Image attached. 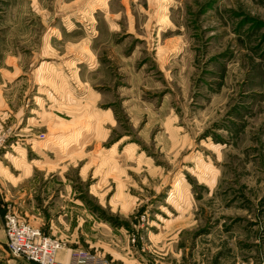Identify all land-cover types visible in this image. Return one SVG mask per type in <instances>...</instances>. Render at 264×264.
<instances>
[{"label":"rangeland","instance_id":"374dc122","mask_svg":"<svg viewBox=\"0 0 264 264\" xmlns=\"http://www.w3.org/2000/svg\"><path fill=\"white\" fill-rule=\"evenodd\" d=\"M0 138L62 251L264 264V0H0Z\"/></svg>","mask_w":264,"mask_h":264},{"label":"built area","instance_id":"2783aa9c","mask_svg":"<svg viewBox=\"0 0 264 264\" xmlns=\"http://www.w3.org/2000/svg\"><path fill=\"white\" fill-rule=\"evenodd\" d=\"M2 139L0 138V147ZM5 236L4 248L8 255L28 264H64L58 259L63 244L57 239L43 234L39 229L21 220L13 211L3 218ZM69 264H108L98 254L74 249L69 252Z\"/></svg>","mask_w":264,"mask_h":264},{"label":"crops","instance_id":"0c3cea01","mask_svg":"<svg viewBox=\"0 0 264 264\" xmlns=\"http://www.w3.org/2000/svg\"><path fill=\"white\" fill-rule=\"evenodd\" d=\"M7 173L4 171V169H0V244L3 245L4 248V244H5V236H4V232H3V221H2V213H3V208H4V203H8L9 202V197H13V192H14V183H12L13 181H10L11 179H9V176L7 177ZM13 190V192H12ZM21 220L25 221L26 223H28L29 225L39 229L43 234L48 235L50 237V234H46L42 231V229L34 224H31L26 217L14 212ZM93 247L91 246V249H88L86 251L95 253L100 255L101 257H104L106 260L109 261V264H116L115 263V258L112 254L107 255L106 253H102L101 251H98L96 249H92ZM5 249V248H4ZM76 248H70L67 252L66 251H61L58 255V259L60 261H62L64 264H69V252L71 250H74ZM85 250V249H82ZM131 264H136V260H132V261H128ZM121 264H126L124 259H122Z\"/></svg>","mask_w":264,"mask_h":264}]
</instances>
